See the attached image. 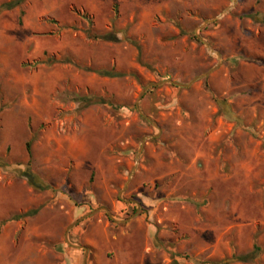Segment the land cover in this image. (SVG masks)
Wrapping results in <instances>:
<instances>
[{
	"label": "rangeland",
	"instance_id": "374dc122",
	"mask_svg": "<svg viewBox=\"0 0 264 264\" xmlns=\"http://www.w3.org/2000/svg\"><path fill=\"white\" fill-rule=\"evenodd\" d=\"M15 1L0 193L24 198L1 223L40 255L17 264L75 242L84 264L89 239L86 264H264V0Z\"/></svg>",
	"mask_w": 264,
	"mask_h": 264
},
{
	"label": "crops",
	"instance_id": "0c3cea01",
	"mask_svg": "<svg viewBox=\"0 0 264 264\" xmlns=\"http://www.w3.org/2000/svg\"><path fill=\"white\" fill-rule=\"evenodd\" d=\"M24 198V195L22 194H15V193H0V201H12V203L8 204L7 206L14 207L15 209L13 210H4L3 212H0V263L1 264H17L21 263L20 258H26L25 262H30L27 260L28 258H34L39 257L40 255L37 254L38 250L33 249V247L29 244L27 245H21V246H16L15 243L11 247H7L6 245V240L7 239H12L13 241L16 240L15 236L16 234L22 230V228L27 229L23 224H22V218L17 220V222H14L10 224L9 222L6 224H2L1 220L5 219V216L10 215L11 212H16V200H22ZM19 211L23 210L22 205L17 207ZM31 220V219H30ZM81 221V219H80ZM79 221H76L75 223L72 224L76 225ZM82 223V228H84L85 224L83 223V220L80 222ZM70 226V228L72 227ZM28 227V226H27ZM34 228V227H33ZM34 229H32V226L30 225L29 229H27L28 232H32ZM12 233H15L12 236ZM16 242V241H15ZM86 244L83 245L82 247L85 250V258H84V264L87 263V253L89 255L93 254V249L96 248V241L89 239L88 241L85 242ZM78 242L73 243L74 246L71 247V259L73 264H76V262L79 261V248L81 245H77ZM35 253V255H33ZM55 254V251H54ZM75 258V259H74Z\"/></svg>",
	"mask_w": 264,
	"mask_h": 264
},
{
	"label": "trees",
	"instance_id": "16d2710c",
	"mask_svg": "<svg viewBox=\"0 0 264 264\" xmlns=\"http://www.w3.org/2000/svg\"><path fill=\"white\" fill-rule=\"evenodd\" d=\"M22 0H16L15 3L21 2ZM11 3H8L7 5H3V7H9L11 6ZM103 38L108 39V40H117V37L114 35H111V33L105 34V35H101ZM100 73L102 74H107V75H115L116 73H112L108 70H100ZM31 141L27 142V150L29 151V153L31 152ZM21 171V170H20ZM20 175L25 178L29 184L35 186L36 188H44V185H42L39 180L37 179V176L35 175V173L30 169V168H25L24 170L21 171ZM243 258V257H242Z\"/></svg>",
	"mask_w": 264,
	"mask_h": 264
},
{
	"label": "water",
	"instance_id": "95a60500",
	"mask_svg": "<svg viewBox=\"0 0 264 264\" xmlns=\"http://www.w3.org/2000/svg\"><path fill=\"white\" fill-rule=\"evenodd\" d=\"M172 83H176V84H178V85H180V86H187L188 84H184V83H180V82H175V81H171ZM106 211H108V209H106ZM108 213H109V211H108Z\"/></svg>",
	"mask_w": 264,
	"mask_h": 264
}]
</instances>
